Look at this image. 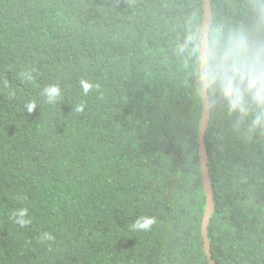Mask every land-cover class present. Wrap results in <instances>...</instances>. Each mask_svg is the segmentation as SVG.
Here are the masks:
<instances>
[{
    "label": "trees",
    "instance_id": "16d2710c",
    "mask_svg": "<svg viewBox=\"0 0 264 264\" xmlns=\"http://www.w3.org/2000/svg\"><path fill=\"white\" fill-rule=\"evenodd\" d=\"M210 2V32L264 44V0ZM203 9V0H0V264H208L203 96L181 51L202 32ZM81 81L93 85L87 94ZM52 85L61 94L49 103ZM261 111L251 100L244 115L210 105L215 264H264ZM19 210L31 221L23 227ZM145 216L156 220L150 230L133 229Z\"/></svg>",
    "mask_w": 264,
    "mask_h": 264
},
{
    "label": "clouds",
    "instance_id": "9594fccd",
    "mask_svg": "<svg viewBox=\"0 0 264 264\" xmlns=\"http://www.w3.org/2000/svg\"><path fill=\"white\" fill-rule=\"evenodd\" d=\"M181 51H187L189 58L195 60V75L198 90L206 96L208 103L214 105L217 99L227 105L229 112H248V101L251 100L258 108L264 109V44L249 40L243 32L222 34L217 31L205 34L199 30L191 32L186 38ZM83 92L87 94L93 87L87 81H81ZM49 103H53L61 94L58 86L52 85L43 89L42 93ZM36 108L34 103L27 105L31 113ZM83 111V105L75 109ZM255 126L264 125V111L254 120ZM26 210L14 212L18 217L15 223L21 227L31 221L25 219ZM156 223L154 217L137 219L132 228L150 230ZM44 240H52L50 234H43Z\"/></svg>",
    "mask_w": 264,
    "mask_h": 264
},
{
    "label": "water",
    "instance_id": "95a60500",
    "mask_svg": "<svg viewBox=\"0 0 264 264\" xmlns=\"http://www.w3.org/2000/svg\"><path fill=\"white\" fill-rule=\"evenodd\" d=\"M203 3H204V9H203L202 32L208 34L211 29V2L210 0H203ZM209 116H210V104L208 103L207 97L203 96V112L199 126V160H200L202 180H203V189L206 195L207 203H206L204 218L202 221L201 233L203 237L204 252L207 256L208 264H215L212 258L210 243L207 237V226L209 223L210 215L213 212V207H214L213 194L210 187V176L207 167V151L204 143V136L207 129Z\"/></svg>",
    "mask_w": 264,
    "mask_h": 264
}]
</instances>
